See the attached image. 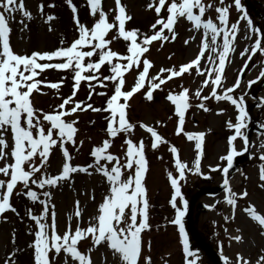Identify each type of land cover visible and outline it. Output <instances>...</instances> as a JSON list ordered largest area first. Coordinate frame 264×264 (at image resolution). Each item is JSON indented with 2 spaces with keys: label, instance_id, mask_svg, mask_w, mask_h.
I'll return each mask as SVG.
<instances>
[{
  "label": "rangeland",
  "instance_id": "1",
  "mask_svg": "<svg viewBox=\"0 0 264 264\" xmlns=\"http://www.w3.org/2000/svg\"><path fill=\"white\" fill-rule=\"evenodd\" d=\"M248 1L256 2L258 8L264 11V0ZM23 3L25 10L31 14V19L25 17L19 11L8 18L10 46L15 53L21 55H30L33 51H52L61 46L66 47L78 38L76 19L88 28H91L99 19L98 13L95 16L91 14V8L87 0H72V5L76 8L75 13H73L66 0H23ZM150 3L155 6L158 4V0H121L122 6H125L126 15L131 17L130 20H126V30L139 29L141 33L152 34L151 25L155 23L158 17L154 7L152 9L148 8ZM203 3L211 5V8L206 10L203 19L212 18L214 22L218 23L216 21L218 14L215 8L221 6L219 0H203ZM101 4L103 11L107 14L108 22H112L117 14L115 0H101ZM40 5H43L42 12L39 8ZM49 5L54 6L49 7ZM228 5H231L229 8V23L231 24L237 21L241 13L236 10L234 0H224L223 6ZM241 5L244 12L253 21L254 26L264 32V22L254 15H250L242 1ZM48 15L54 16L55 19L46 23ZM160 15L166 18V9H162ZM49 28H51V31ZM174 31L177 33V38L174 41L170 38L162 45L160 41H154L149 46V51L144 54V57L153 65L149 69V77L159 74L162 68L178 69L182 64L189 63L199 54L203 29L195 30L185 18H179L174 25ZM165 34L170 36L167 30H165ZM245 34V22L241 21L234 42L235 51L230 53L228 60H226L223 73L225 77L223 81L224 88L235 83L236 77L240 74V69L247 59V56L242 58L240 53L245 47L250 48L254 42L255 36L252 40H248L245 39ZM116 35V29L111 30L106 35L105 39L112 41L109 47L119 54H127L126 45L128 42L123 41L122 38L113 39ZM192 37L194 39H190ZM61 40L64 41L63 45L60 43ZM185 40H189L187 45ZM217 42L222 43V39L218 38ZM207 56L208 53L206 52L201 60V70L205 71V75H197L195 70L192 69L190 74L184 73L180 77H173L161 85L160 89L153 91L151 101L145 97L148 90V81H146L145 87L136 92L135 96L133 95L134 97L132 96L128 102L127 118L136 127L127 138L132 139L137 144L143 140L147 160V172L143 183L147 189L149 202L147 211L150 228L144 230L141 234L142 255L138 264H146L145 258H150L151 264H185L183 246L180 242L177 226L170 223L175 213L169 203L173 189L167 178V173L172 172L174 176L178 175L175 170L173 155L169 151L170 147L175 146L178 149L179 159L191 168L197 152L195 148L196 141L188 140L185 133L205 134L202 143L201 174L186 171L185 179L179 182L181 192L187 201L197 190L206 186L218 185L223 179V173L219 169L216 171H212V169L217 168V166L220 168L226 166V161H222L220 158L227 154L228 137L234 134V130L227 127V122L231 120L235 123L238 113L230 102L216 101L214 98L203 101L205 107L209 108L210 111L206 112L197 107L201 100L195 96V92L201 88L202 82L206 78V67H211ZM93 59H96V57H93ZM139 70H142V65L140 69H133L125 74L124 90H131ZM261 70H264V56L258 52L249 61L248 67L241 76L240 87L233 93L234 97L237 98L241 95L244 96L245 108L254 103L252 92L257 85L264 81V78L257 80ZM101 72L103 75H110L107 65L102 67ZM162 75L167 76V73ZM61 77L65 79L59 93L43 85L39 86L40 92H33L30 99L36 109L51 112L55 106L62 102V97L66 98L71 94L74 83L72 73L69 71L49 69L37 77V79L48 82H58ZM249 81L256 82L249 86ZM92 83L97 84L96 81H92ZM104 83L107 87L97 86L89 100L88 83L82 81L73 99L84 101L85 104L90 103L94 107H105L107 97L99 96L96 93L103 91L111 95L113 87L110 81ZM182 88L188 89L191 107L185 113L183 131L177 135L176 128L179 118L175 115V106L166 97L169 92L178 94L182 91ZM217 92H222V89L218 88ZM210 93L211 86L209 85L203 88L201 96H210ZM257 96L262 99V102L259 109L253 111L257 124L250 137L249 158L240 165L235 174L229 177L230 188L237 194L234 219L232 206L225 200L227 195L225 190L214 196L204 195L199 197V201L210 206L209 211L200 213L197 218L193 214L194 226L198 233L224 257H227L231 264H242V260H247L248 264H257L258 259L264 255V235L261 234L264 232V228H261L244 211L245 208L252 206L257 214L264 215V187H261L264 181L259 179L260 167L264 164V160L260 159V156L264 155V147H262L264 145V84L257 90ZM120 103H124L123 99ZM220 110H223V112L218 114ZM107 115L106 112L98 113L88 110L77 112L66 118L78 121L76 124L78 129L75 136L76 143L75 145H66L73 157L71 163L74 166H87L93 163V158L90 156L91 149L100 145L103 140L108 139L105 132V116ZM92 121L95 123H91ZM141 123L155 128L158 134L168 143L160 144L157 149H152V138L145 129L139 127ZM242 131L245 132V129ZM5 139L8 144L6 151H10L13 146L10 132L5 134ZM125 139V134H119L113 138L112 146L109 149L122 162L127 147L123 143ZM233 143L237 152H241L245 148L244 141L239 137ZM7 162H12L11 157L8 158ZM36 163L39 164L38 158ZM62 164V153L58 147L54 148L49 157L46 172L50 175H57L62 169ZM3 165L4 161L0 160V167H3ZM42 171H45V169H42ZM89 172L91 175L87 173L72 174L70 180L61 182L55 188L46 186L44 189H39L35 185H30L31 189L37 192L39 200L45 199L43 196L44 191L51 192L50 212L52 210L51 206L54 205L57 232L60 235H63L69 224L73 231L76 228L78 221L73 215L76 210V201H79V209L82 213V218L79 221L80 226L86 228L91 218L97 215L98 205L107 194L108 184L105 178L96 173L94 169H89ZM127 174L126 171L125 176ZM37 175L40 174L37 173ZM0 179L7 178L0 174ZM21 188L22 186L18 185L10 198V203L16 209V212L9 210L0 215V264H34V249L29 245L34 242V233L37 229L35 222L26 215V212L31 209L32 213L38 216L43 205L39 201L32 203L26 196L15 195V192L20 191ZM245 191L247 196L241 198V194ZM69 216H72L70 221ZM226 216L229 217L227 221L224 219ZM48 222H51L50 214ZM184 226L186 227L185 217ZM225 228H227V232H225ZM236 235L241 236L239 242L230 239V237ZM89 248H92L91 252H88ZM190 248L198 257L197 264H212L202 251L193 247V244H190ZM78 249L90 256L92 264H121L119 257L114 256L106 245L92 247L90 239L81 241L78 244ZM49 256L51 258L53 253H49ZM238 256L242 258L241 261H238ZM63 262L64 254L61 253L51 264H63ZM68 264H74L71 257L68 258Z\"/></svg>",
  "mask_w": 264,
  "mask_h": 264
},
{
  "label": "snow or ice",
  "instance_id": "2",
  "mask_svg": "<svg viewBox=\"0 0 264 264\" xmlns=\"http://www.w3.org/2000/svg\"><path fill=\"white\" fill-rule=\"evenodd\" d=\"M66 2L75 13L76 8L72 5V0H66ZM87 2L91 8V14L95 16L98 13L99 19L91 28L81 24L76 19V29L79 35L70 45L61 46L52 51H33L30 55H21L15 53L10 46L8 18L17 11L28 19H31V14L25 10L23 0H0V160L4 161L3 167H0V174L7 178L0 179V215L9 210L16 212L10 203V197L18 185H21L22 188L15 192V195L26 196L32 203L39 201L43 205L38 216L34 215L31 209L26 212V215L35 222L37 229L34 233V242L29 245L34 249V264H51L61 253L64 254L63 264H68L69 257L74 264H92L90 256L78 249V244L86 239L91 240L92 247L106 245L114 256L119 257L121 264H138L142 255L141 234L150 228L147 211L149 208L147 189L143 183L147 172V160L143 140L137 144L132 139L127 138L136 127L127 118L128 101L134 93L145 87L146 81H148V90L145 97L151 101L153 91L160 89L161 85L173 77H180L184 73L190 74L192 69L197 75H205V71L201 70V60L206 52L211 67H206V78L203 80L201 88L195 92V96L201 100L197 107L206 112L210 111L209 108L205 107L203 101L214 98L216 101L230 102L238 113L235 123L231 120L227 122V127L234 130V134L228 137L227 154L220 158L222 161H226V166L223 168L217 166V168L212 169V171L219 169L225 177L223 180V188L227 193L225 200L232 206L233 219L237 205V194L231 190L227 176L229 169L233 167V158L241 154L237 152L233 143L238 137L244 141V150L247 151L248 138L242 130L247 127L246 118L248 114L245 109L244 96L241 95L237 98L234 97L233 93L240 87L241 76L253 56L258 52L264 56V32L254 26L253 21L242 8L241 0H234L235 8L241 15L236 22L231 24L229 23L231 5L223 6L224 0H219L221 6L215 8L218 14L216 16L218 23L214 22L212 18L203 19L206 10L211 8V5H205L203 0H170V2L169 0H158V4L155 6L150 3L148 8L154 7L158 17L155 23L151 25L152 34L141 33L139 29L126 30V20H130L131 17L126 15V9L125 6H122L121 0H115L117 14L112 22H108L107 14L102 9L101 0H87ZM53 6L49 5V7ZM39 8L42 12L43 5H40ZM162 9H166V18L160 15ZM179 18H185L195 30L203 29L199 54L195 59L182 64L178 69L162 68L159 74L149 77V69L153 65L144 57V54L149 51V46L154 41H160L162 45L170 38L172 41L177 38L174 25ZM54 19V16L48 15L45 22ZM241 21L245 22V39L252 40L253 36L255 39L250 48L245 47L240 53L242 58L247 56V59L240 69V74L237 75L235 83L224 88L225 77L223 73L226 60H228L230 53L235 51L234 42ZM113 29L117 31V35L113 39L122 38L123 41L128 42L126 45L127 54H119L109 47L112 41L106 40L105 37ZM49 30L51 31V28ZM165 30L170 36L165 34ZM218 38L222 39V43L217 42ZM190 39H194V37ZM60 43L63 45L64 41L61 40ZM188 43L189 40H185V44ZM105 65H107L110 75L102 74L101 69ZM141 65L142 70L138 71L134 86L131 90H124L125 74L133 69H140ZM49 69L71 72L74 83L69 96L62 97V102L55 106L51 112H44L34 107L30 99L31 95L33 92H40V85L54 89L59 93L65 79L61 77L58 82L37 79L45 70ZM163 73H167V76H163ZM261 78H264V70L260 71L257 80ZM82 81L88 83L89 100L97 86L106 88L107 85L104 82H112L113 91L111 95L103 91L96 93L99 96L107 97L105 107H94L90 103L85 104L84 101L73 99ZM92 81H96L97 84L94 85ZM255 82L249 81V86ZM209 85L211 86L210 96L202 97L203 88ZM218 88L222 89V92L218 93ZM166 98L175 106V115L179 118L176 133L179 135L183 131L185 113L191 107L188 89L182 88L178 94L169 92ZM121 99L124 103H120ZM88 110L108 113L105 116V132L108 139L91 149L90 156L93 158V163L87 166H74L71 163L73 157L66 145H75L78 121L66 118L77 112ZM222 112L223 110H220L218 114ZM91 123L95 122L92 121ZM139 127L150 134L152 149H157L160 144L168 143L155 128L143 123ZM8 132L11 133L13 140L10 151H6L8 144L5 134ZM121 133L126 136L123 143L127 146L123 162L109 151L113 138ZM185 135L188 140L196 141L197 152L193 166L189 168L186 163L179 159L178 149L175 146H171L169 149L173 155L175 170L178 173L176 176L172 172L167 173V178L173 189L169 203L175 213L170 223L177 226L180 242L183 246L185 264H197L198 257L190 248L184 226L188 201L181 192L179 182L185 179L186 171L201 174L202 143L205 134L185 133ZM57 147L63 156L62 169L59 174L50 175L46 172V166L52 150ZM9 157H11V163L7 162ZM37 158L39 164L36 163ZM260 159L264 160V155L260 156ZM89 169H94L96 173L105 178L108 184L107 194L98 205L97 215L91 218L86 228L80 226L79 221L82 218V213L79 209V201H76V210L73 213L78 221L76 228L73 231L69 224L63 235H60L57 232L54 205L51 206L50 212L51 192L44 191L45 199L39 200L37 192L33 191L30 185H35L39 189H44L46 186L55 188L61 182L70 180L72 174L87 173L91 175ZM126 171L127 176H125ZM37 173L40 175L38 176ZM259 179L264 181V164L260 167ZM261 187H264V183L261 184ZM246 196V191L241 194V198ZM92 198L94 199V196ZM244 211L261 228H264V215L257 214L252 206L245 208ZM49 214L51 215L50 223L48 222ZM68 219L70 221L72 216H69ZM224 219L227 221L229 217L226 216ZM225 232H227V228H225ZM261 234L264 235V232ZM230 239L239 242L241 236L236 235ZM91 250L92 248H89L88 252ZM49 253H53L51 258ZM223 259L224 264H231L227 257H223ZM237 259L238 261L242 260L239 256ZM145 260L146 264H151L150 258H145ZM242 264H248V261L242 260ZM257 264H264V255L258 259Z\"/></svg>",
  "mask_w": 264,
  "mask_h": 264
},
{
  "label": "water",
  "instance_id": "3",
  "mask_svg": "<svg viewBox=\"0 0 264 264\" xmlns=\"http://www.w3.org/2000/svg\"><path fill=\"white\" fill-rule=\"evenodd\" d=\"M248 6L255 12V14L261 18L264 19L263 16H261L259 14V12L254 8V6L247 2ZM260 101L259 99H257V102L255 105H251L248 107L247 109V119L248 122L250 123V126L247 128V137H250V134L252 132V130L255 128V121L254 118L252 117V115L250 114V110L256 106H259ZM248 150H249V144L247 146V151L245 153H242L240 155H237L233 158V167L231 169H229V175L234 173L238 166L247 160L248 158ZM228 175V176H229ZM227 176V179H228ZM225 179V177H224ZM223 183L216 186V187H209V188H203L201 190H199L194 196L191 197L190 202H189V209L187 212V228L192 236V239L195 243H197V245L205 252V254L208 256V258L213 262V264H224V259L223 257L215 250L213 249L205 240H203V238L197 233L193 222H192V211H193V206L195 201L202 195H212L214 193H219L223 190ZM196 210L198 211H207L208 208L205 207L203 204L198 203L196 205Z\"/></svg>",
  "mask_w": 264,
  "mask_h": 264
},
{
  "label": "trees",
  "instance_id": "4",
  "mask_svg": "<svg viewBox=\"0 0 264 264\" xmlns=\"http://www.w3.org/2000/svg\"><path fill=\"white\" fill-rule=\"evenodd\" d=\"M248 10H249V9H248ZM249 12H251V11L249 10ZM193 246L197 248V246H196L194 243H193Z\"/></svg>",
  "mask_w": 264,
  "mask_h": 264
}]
</instances>
